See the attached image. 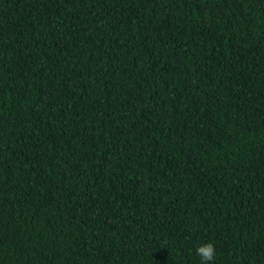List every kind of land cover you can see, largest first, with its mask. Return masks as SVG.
<instances>
[{"label":"trees","instance_id":"obj_1","mask_svg":"<svg viewBox=\"0 0 264 264\" xmlns=\"http://www.w3.org/2000/svg\"><path fill=\"white\" fill-rule=\"evenodd\" d=\"M264 264V0H0V264Z\"/></svg>","mask_w":264,"mask_h":264},{"label":"clouds","instance_id":"obj_2","mask_svg":"<svg viewBox=\"0 0 264 264\" xmlns=\"http://www.w3.org/2000/svg\"><path fill=\"white\" fill-rule=\"evenodd\" d=\"M196 255L201 264H212L215 259L216 249L212 243L201 244L195 248Z\"/></svg>","mask_w":264,"mask_h":264}]
</instances>
